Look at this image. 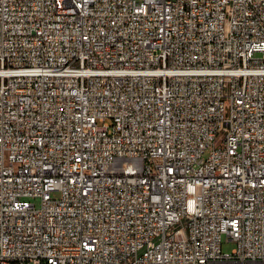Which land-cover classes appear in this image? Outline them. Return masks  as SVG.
<instances>
[{"label":"built area","instance_id":"built-area-1","mask_svg":"<svg viewBox=\"0 0 264 264\" xmlns=\"http://www.w3.org/2000/svg\"><path fill=\"white\" fill-rule=\"evenodd\" d=\"M0 264H264V0H0Z\"/></svg>","mask_w":264,"mask_h":264},{"label":"rangeland","instance_id":"rangeland-1","mask_svg":"<svg viewBox=\"0 0 264 264\" xmlns=\"http://www.w3.org/2000/svg\"><path fill=\"white\" fill-rule=\"evenodd\" d=\"M59 195V192L54 191L52 193L53 197H56ZM34 201L36 202V204L38 205L39 200L38 199H34ZM234 247V242L232 241V239L226 235L222 236V240H221V251L222 252H229L232 250V248Z\"/></svg>","mask_w":264,"mask_h":264}]
</instances>
